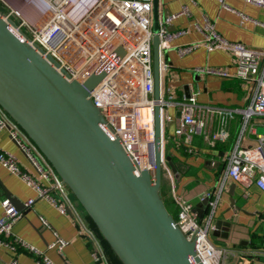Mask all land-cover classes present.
<instances>
[{"label":"built area","instance_id":"obj_1","mask_svg":"<svg viewBox=\"0 0 264 264\" xmlns=\"http://www.w3.org/2000/svg\"><path fill=\"white\" fill-rule=\"evenodd\" d=\"M223 3V0H219ZM264 8V0H243ZM171 14L161 21L159 30V75L169 70L163 53L168 41L185 33V30L168 32L166 23L185 13ZM0 14L13 20L17 32L21 31L31 43H35L58 63L52 68L61 76V69L69 80H76L89 92L95 107L103 115L105 129L119 138L120 143L137 170L151 168L146 162V152L154 139V106H161V115L167 103L162 98H153L154 75L152 63V0H0ZM195 27L203 33L202 45L208 51L224 50L231 54L236 68L235 77L253 84L254 91L249 103L242 108H227L199 104L196 95L191 94L180 103V126L176 133L184 134L189 140L194 133L201 132L207 121L216 116L219 128L211 134L213 140L227 138L226 119L235 115L242 118L237 144L228 157L226 177L234 182H254L264 191V133L258 135L256 144L250 148L240 146L247 131L255 132L249 122L254 117L264 116V50L255 51L241 42L223 38L214 23L205 18L202 25ZM196 47L188 44L177 48L179 54L189 53ZM203 73L227 76L218 68L200 69ZM167 119H171L169 116ZM163 120V117H162ZM190 126V129H186ZM7 127L11 138L24 153L33 169L47 181L42 186L27 171L21 169L16 158L0 151V164L10 173L17 175L37 192V197L51 202L62 214L70 206L71 191L57 175L15 121L0 107V129ZM163 144V138H162ZM58 195V197H56ZM220 195L208 192L207 220L202 224L187 200L178 197L179 206L176 225L188 240H195L196 256L202 264H222L227 249L214 245L208 238L213 229L212 217ZM203 198V199H204ZM34 199L24 202L29 207ZM0 246L6 245L12 251L26 249L36 258V264H54L43 252L19 238L12 237L14 223L21 218L10 197L0 200ZM42 225L50 228L41 219ZM95 244L93 256L97 261L106 260L94 231L87 229ZM54 240L48 248L59 252L67 241L53 232ZM261 252L264 254V236ZM4 264H20L15 258Z\"/></svg>","mask_w":264,"mask_h":264},{"label":"crops","instance_id":"obj_2","mask_svg":"<svg viewBox=\"0 0 264 264\" xmlns=\"http://www.w3.org/2000/svg\"><path fill=\"white\" fill-rule=\"evenodd\" d=\"M159 13L164 17L185 13L166 23L171 31L185 30L184 34L168 41L164 50V59L169 70L161 78V95L167 103L162 109V150L170 156L179 174L176 179L165 163L162 169L160 195L167 209L176 215L179 206L178 197L192 204L198 220L204 224L207 220V207L201 203L208 192L217 193L219 199L215 207L212 225L216 220L229 223L228 235L214 236L217 245L227 249L222 264H261L264 254L261 252L260 239L264 236V191L253 181L234 182L226 177L228 157L235 145L243 124L240 115L226 119L227 138L213 140L211 134L219 128V119L211 117L206 127L191 135L189 140L184 134L176 133L180 126V103L184 102L187 87L189 95L195 94L199 104L216 105L227 108L246 106L254 91L253 84L235 77V66L231 54L224 50L208 51L203 45V33L195 27L202 25L205 18L214 23L216 31L225 39L241 42L255 51L264 50V8L243 0H159ZM195 44L189 53L179 54L180 46ZM218 68L227 76L203 73L200 69ZM171 119H167V117ZM249 126L255 132L247 131L241 137L240 146H255L259 127L264 128V116L254 117ZM186 129H190L187 126ZM0 151L13 155L21 169L27 171L42 186L48 183L33 169L16 142L11 138L7 127L0 129ZM9 194V195H8ZM10 197L22 211V216L13 225L12 237L21 239L43 252L54 264H120L108 255L100 237L95 233L100 248L106 258L103 262L95 260V244L87 229L86 213L70 194V213L62 214L51 202L37 197V192L17 175L10 173L0 164V200ZM34 199L25 207L24 202ZM197 211H201L198 215ZM2 209L0 206V215ZM44 219L50 228L42 225ZM53 232L67 241L59 252L48 248L54 240ZM221 234L224 231L220 232ZM15 258L20 264H36V258L26 249L12 251L6 245L0 246V264Z\"/></svg>","mask_w":264,"mask_h":264},{"label":"water","instance_id":"obj_3","mask_svg":"<svg viewBox=\"0 0 264 264\" xmlns=\"http://www.w3.org/2000/svg\"><path fill=\"white\" fill-rule=\"evenodd\" d=\"M158 1L152 0L156 101L161 97ZM16 27L0 14V107L50 163L117 258L122 264H202L195 240L181 232L160 195L165 163L179 177L163 154L161 106H154L151 168L137 170L119 138L105 129L88 90L63 69L59 75L51 66L58 67L55 59ZM184 91L188 98L187 87ZM201 203L207 206L208 199ZM227 225L216 220L213 235L226 238Z\"/></svg>","mask_w":264,"mask_h":264},{"label":"trees","instance_id":"obj_4","mask_svg":"<svg viewBox=\"0 0 264 264\" xmlns=\"http://www.w3.org/2000/svg\"><path fill=\"white\" fill-rule=\"evenodd\" d=\"M166 206V205H165ZM167 208V207H166ZM168 210V209H167ZM169 211V210H168ZM177 215V214H176ZM175 218V215H172ZM86 219H87V223L89 225V227L100 237L103 245L105 246L108 255L111 257L112 260L119 262L120 264L121 261L117 258V256L115 255V253L111 250V248L109 247V245L106 243V241L103 239V237L101 236V234L99 233L98 229L96 228V226L94 225V223L92 222V220L88 217V215H86ZM263 237L260 239V244L258 245V247H262V241Z\"/></svg>","mask_w":264,"mask_h":264},{"label":"rangeland","instance_id":"obj_5","mask_svg":"<svg viewBox=\"0 0 264 264\" xmlns=\"http://www.w3.org/2000/svg\"><path fill=\"white\" fill-rule=\"evenodd\" d=\"M13 20L17 21V20L14 19V18H13ZM258 132H264V128H263V127H259V128H258ZM56 197H58V195H56ZM73 197H74V196H73ZM74 199H75V197H74ZM176 217H177V215H175V218H174L175 220H176ZM208 238H209V240H210L214 245H216V246H222V245H220V244H219V245L216 244V241H215V239H214L215 237L212 236L211 232L208 233ZM105 246H106V245H105ZM258 262L261 263V264H264V262L261 261V260L258 261Z\"/></svg>","mask_w":264,"mask_h":264},{"label":"bare ground","instance_id":"obj_6","mask_svg":"<svg viewBox=\"0 0 264 264\" xmlns=\"http://www.w3.org/2000/svg\"><path fill=\"white\" fill-rule=\"evenodd\" d=\"M152 150L150 149V147L148 146L147 148V152H146V162L151 165V160H152Z\"/></svg>","mask_w":264,"mask_h":264}]
</instances>
